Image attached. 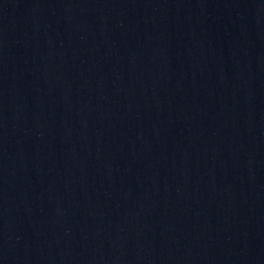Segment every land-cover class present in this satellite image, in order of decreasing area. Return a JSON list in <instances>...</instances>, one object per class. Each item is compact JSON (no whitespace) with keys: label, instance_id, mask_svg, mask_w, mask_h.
Wrapping results in <instances>:
<instances>
[{"label":"water","instance_id":"1","mask_svg":"<svg viewBox=\"0 0 264 264\" xmlns=\"http://www.w3.org/2000/svg\"><path fill=\"white\" fill-rule=\"evenodd\" d=\"M86 264H264V180L152 225Z\"/></svg>","mask_w":264,"mask_h":264}]
</instances>
